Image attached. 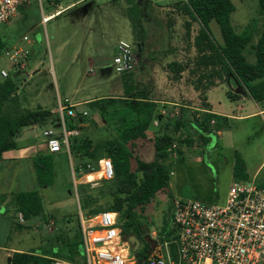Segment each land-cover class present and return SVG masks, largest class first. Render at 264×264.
I'll return each instance as SVG.
<instances>
[{
  "label": "rangeland",
  "instance_id": "1",
  "mask_svg": "<svg viewBox=\"0 0 264 264\" xmlns=\"http://www.w3.org/2000/svg\"><path fill=\"white\" fill-rule=\"evenodd\" d=\"M44 1L41 3L42 8H45ZM231 1L237 8V12L232 15L231 19L234 29L240 32V29L255 25V29H257L255 38L259 36L260 30L264 28V17L258 11V0ZM182 9L180 7L177 12H172L173 16L160 15L158 21L151 16L153 12L143 13L141 19L146 31V38L149 35L147 49L150 51V57L158 59L161 54L160 51H168L176 54L175 58L184 65H190L194 59H197L198 53L195 47L192 48L194 41L191 42L190 37L191 32H193L192 36L196 37L197 31L200 29L199 23L192 21L189 16L184 14ZM35 13L37 20H39L41 18L39 3ZM44 13L47 14L48 12L44 11ZM72 13L74 14L66 13L56 21L40 25L37 28L38 30L31 35L35 42L34 46L40 50L39 60H45L44 65L35 67V61L28 60L29 63H27L26 69L20 73V71L10 65L7 59L2 62V66L8 70L17 82L18 91L16 95L21 101V111H35L43 108L45 110H58L57 117L49 119V125L51 126L50 128L59 133L63 131V124L59 114V103L65 104V98H76L82 90L89 88L88 90L93 89L92 93L95 92L94 90L97 91L95 94L89 93L88 99H93L99 95L104 96L109 93L110 89L109 84H104L109 79H117L118 82H123V84L125 82L128 85L131 84L134 96L149 93V82L146 81L149 68L142 73L143 76L139 74L137 68L132 72L119 75L113 65V59L116 54L115 45L120 40H125L134 46L135 56L142 48V46L138 45L135 37H132L131 26L129 25V31L122 32L114 28L113 22L109 20L110 22L107 21L106 27L100 30L91 24L88 17L82 18L76 11ZM167 18L170 21V28L177 29L171 34V38L163 34V25ZM187 24L190 25L189 36L186 32ZM211 29L220 28L215 21H212ZM216 36L218 37L217 34ZM168 40H171L172 49L175 48L176 50L170 51L171 44L165 45L166 43L164 42ZM65 42H74L77 47L80 43L83 51L92 49L97 53L95 60H93L94 63L88 64L85 62L84 64L73 65L67 52L68 50L71 51L70 47L65 52L62 51L57 54L56 46L60 47ZM251 54L248 52L247 58L250 63H253L255 58L252 60L253 56ZM205 72L210 73V70H205ZM205 82L202 85L206 86L209 81ZM184 84H186L183 88L184 92H187L192 84L198 86V83H191L186 80ZM226 87L221 89L222 94ZM122 91H118L116 95L126 96L124 90ZM201 93L203 92L201 91ZM189 103L193 102L189 101ZM75 109L73 108L76 113ZM93 120H97L99 125L102 124L96 115L88 113L87 122L79 127L86 130L87 133H92L94 131L92 127ZM65 121L67 125V118H65ZM153 128L157 130L158 126L154 125ZM238 130L240 140L238 141L239 154L246 159L251 176H254L256 172L258 173L255 175L256 183L264 185V120L256 119L251 129L247 130L246 127H239ZM187 141L191 143L189 144ZM212 141L213 143L205 152L204 149L207 144L201 140L199 135L183 133L178 138L176 149L178 156L172 163L175 176L171 178L169 189L156 193L146 205L144 212H140V238L143 239L145 245L150 247V244L145 239L146 237H149L154 243L156 242L153 237L161 241V243L166 242L169 245L175 239L177 231L172 222L173 201L175 199L197 200L205 204L225 203L230 184L234 179L233 151L226 147L222 150L219 149L216 144L218 141L217 137H212ZM63 155H66L65 150ZM151 158H153V153L149 152L146 159L149 160ZM61 162L62 166L57 171L55 184L51 187L40 188L35 179L33 186L31 181H26L24 184H21L20 181V187L24 190H38L40 192L45 213L39 217L42 219V221H39L41 223L40 226H34L35 221L39 219L32 217L22 225L21 229H18L16 224H13L12 228L9 227L7 221L0 218V246L15 245L14 238L18 236L20 237L18 241L21 245L20 249L29 253L40 252L41 250L50 251L52 247L66 244L68 241L66 239H70L71 243H76L80 240L78 214L81 209V198L78 196L77 187L87 185V182L85 178H81L74 172L70 159L67 161L63 156ZM1 167L2 165L0 164V169ZM12 172L8 166L1 169V188L16 186L14 180L9 177ZM3 180L5 183H3ZM103 187L102 181L98 185L87 187L86 196L91 198V202L86 207L83 204V212L94 213L112 204L111 197L101 196L100 190ZM12 202H14L13 199ZM14 205L16 204L14 203ZM13 211L14 220L17 222L14 208ZM49 216H52L55 221L48 219ZM9 217L10 214L7 215V219ZM63 224L69 227V230H65V235L57 230ZM51 228L53 232H50ZM56 234L57 236H53ZM23 235L24 237H22ZM6 253L8 259L12 257V252L7 251ZM71 253L70 249H68L56 259L65 261L67 264H80L82 261L79 256ZM138 253H142L141 248ZM42 254L52 255L51 251ZM132 254L135 257V253L132 252ZM7 258H3L0 264H11Z\"/></svg>",
  "mask_w": 264,
  "mask_h": 264
},
{
  "label": "trees",
  "instance_id": "2",
  "mask_svg": "<svg viewBox=\"0 0 264 264\" xmlns=\"http://www.w3.org/2000/svg\"><path fill=\"white\" fill-rule=\"evenodd\" d=\"M259 13L264 17V0H258ZM182 7L184 14L194 22H198L200 30L195 37L194 46L198 57L195 62L197 71L210 70L207 86L215 85L213 79H233L250 97L257 101L264 100V28L256 44H252L255 35V25L245 27L240 34L232 26V15L236 7L231 0H191ZM129 19L134 31V37L141 47L145 42L146 31L137 6L129 10ZM215 21L222 34L223 44H219L213 37L210 24ZM187 34L190 25L187 24ZM2 45H0V55ZM252 53L256 61L251 64L244 53ZM187 65L173 63L170 69L180 74ZM203 78L199 79L196 90H201ZM206 87H204L205 89ZM17 82L13 77L0 83V161L5 152L17 148V138L22 130L29 126L42 125L49 121L51 113L44 109L35 111H21V101L17 97ZM126 96L122 98H102L87 103L83 109H75L76 117L68 118L69 130L80 128L83 132L69 138V152L64 158L71 160L74 172L80 177L89 173L88 166L98 168L101 159L109 158L113 163L114 177L109 181H102L104 187L101 196L112 198V204L101 211L87 214H97L102 211L118 212L121 219H126L124 234H141V213L146 205L159 191L169 189V172L173 167L170 161V148L175 137L170 136L160 125L162 117L157 105L148 100L145 95L134 96L132 90L125 89ZM230 98L239 95L230 91ZM203 102L206 98L201 94ZM205 105V103H204ZM206 106V105H205ZM92 113L102 122L99 125L93 120V132L87 133L79 127L87 122V115ZM216 116L205 115L203 119L189 118L177 122L175 128L193 129L199 133L202 141L208 144L209 139L216 135L219 125H211ZM158 121L155 130L154 122ZM169 129L170 124H164ZM189 144L190 141H187ZM153 153V158L147 160V154ZM61 157L57 154H41L34 158V168L40 188L51 187L55 184L57 171L61 168ZM234 182L248 181L245 161L239 153L234 156ZM90 184L77 187L80 196L81 210L88 206L91 198L86 196ZM264 187V185H263ZM16 213L22 212L27 220L41 213V199L35 192L22 193L15 199ZM84 204V206H83ZM83 206V207H82ZM17 228L22 227L15 223ZM79 231V228H78ZM80 235V232H79ZM71 254L79 256L80 264H84L82 240L76 243H64ZM76 250V251H75ZM150 247L138 253L140 259L147 258ZM45 255L36 252H16L11 257V264H52V258L62 256L61 253Z\"/></svg>",
  "mask_w": 264,
  "mask_h": 264
},
{
  "label": "crops",
  "instance_id": "3",
  "mask_svg": "<svg viewBox=\"0 0 264 264\" xmlns=\"http://www.w3.org/2000/svg\"><path fill=\"white\" fill-rule=\"evenodd\" d=\"M191 0H45V8H42L41 3L43 0H32L31 2L23 5L19 12L15 17H13L8 23L0 26V45H2L1 55H0V83L4 80L1 76V71L6 70L2 66L3 60L6 58L4 57V51L6 49L13 48L15 46H22L29 51V58L28 60L35 61V67H39L44 65L45 60H39V48H36L35 42L31 35L37 31L40 25L48 24L52 21H56L66 13L74 14L72 12L76 11L79 16L82 18H89L91 24L97 28L104 29L106 27L107 21L110 22L111 20L113 23V27L119 29L122 32H127L129 25L132 28L131 21L129 19V10L137 6L140 12V16L143 17L144 12H153L151 16L158 21V17L160 15H169L173 16L172 12H177L178 5H185ZM242 1V0H240ZM40 4L41 7V18L37 20V15L35 13V9L37 8V4ZM45 9V10H44ZM47 11L48 13H44ZM237 12L236 11L234 13ZM78 16V17H79ZM167 16V17H169ZM49 17L47 22L43 21V18ZM232 19V18H231ZM169 19L167 18L164 22V31L163 34L166 35L168 38H171V34L177 31V29L170 28ZM75 23V22H74ZM95 27V28H96ZM200 28V26H199ZM211 28V24H210ZM200 29L197 31V35ZM235 30V29H234ZM245 29H240V32L236 33L240 34ZM129 31V30H128ZM132 31V37L134 38V31ZM160 31V30H159ZM214 39L219 43L223 44L222 34L220 29H211ZM257 31V29H256ZM255 31V34H256ZM263 29L260 30V34L262 33ZM187 32V31H186ZM190 41L193 42L195 38L192 36ZM218 37L216 36V34ZM103 34V33H102ZM148 35V34H147ZM196 35V36H197ZM260 36V35H259ZM259 36L254 35L252 44H256ZM27 37L28 41H23V38ZM255 39V42H254ZM125 41V40H120ZM119 41V42H120ZM118 42V44H119ZM149 43V35L142 44V48L136 55V68L139 71V74L143 76L142 73L149 68V72H147L148 77L147 80L149 82V93L145 96L148 98L149 101L155 103L157 105V109L162 117V121L160 125L164 127V131H166L170 136L175 137V139L180 138L183 133L196 135L198 136L199 133L193 129L186 130L183 128H175L177 122H182V120H187L190 117L196 118L195 115L199 113L201 115V119L205 115L216 116L212 120L215 121L214 125H221L219 129L216 131V135L212 137H217V147L219 149L229 148L233 151V156L235 153H240L238 151V128L239 127H246L247 130L251 129L252 125L256 121V119L264 120V100L257 102L253 100L248 91L244 89L245 93L243 95H239L236 98H230L229 93L236 88V83L233 79L228 78L226 80H221L219 78L213 79L215 81V85L212 86H201V90H196L195 84H192L187 92L183 91L184 81L191 83H198L200 78H203V83L208 81L209 72H199L196 69L195 62L197 59H194L190 65H187L186 69L181 72L180 74H176L174 71L170 69V65L173 63L183 64L181 61L175 58L176 54L168 51H160V57L153 58L149 55L148 48ZM165 45H170L171 40L165 41ZM115 45V50L117 54V46ZM170 51L172 49V44L170 45ZM70 47L71 51L67 48ZM194 42L193 47L194 48ZM196 49V48H195ZM68 50L69 58L72 61L73 65L84 64L85 62L88 64L94 63L95 57L97 53L94 52L92 49L83 51L81 50L80 43L77 47L75 43H67L65 42L62 46H56V52H65ZM176 50V49H175ZM248 50L244 53L246 59L248 61ZM115 54V56H116ZM148 54V55H147ZM253 56L252 60H254L255 56ZM256 61V58H255ZM249 62V61H248ZM27 63H29L27 61ZM250 63V62H249ZM255 62L251 63L254 64ZM184 65V64H183ZM135 68V69H136ZM9 73V72H8ZM21 73V72H20ZM18 75V74H14ZM207 75V76H206ZM13 77L9 73V77ZM15 77V76H14ZM141 79V78H140ZM109 84V93L104 96H95L93 99H88V94L92 93L93 89L88 90L89 88L80 91V93L76 96V98H65L64 102L68 106H71L76 109H83V107L96 99L102 98H122L118 94V91L124 90H133V86L125 82H118L117 79H109L108 82L104 85ZM100 85V83H99ZM124 85V87H123ZM103 86V85H102ZM228 86V87H226ZM123 87V88H122ZM204 87H206L204 89ZM226 87V90L221 93V89ZM188 88V87H186ZM204 91H203V90ZM88 90V91H87ZM92 94H95L97 91L94 90ZM108 91V90H107ZM201 91L203 93H201ZM123 92V91H122ZM234 93V92H233ZM201 94H203L206 98V101L203 102L201 99ZM238 95V94H237ZM188 100V101H187ZM192 101L193 103H189ZM205 103V105H204ZM44 109V108H43ZM45 110V109H44ZM51 113V118L57 117L58 110H47ZM200 111V112H198ZM50 121L42 124V125H35L29 126L22 130L20 136L17 138V148L8 152H5L2 155V160L0 164L2 168L9 167V170L13 171L9 177H11L16 186L12 185L10 188H1L0 186V218L6 220L9 227L12 228L13 224L17 223L19 226L22 227L23 224H20L14 220V211L13 208L16 206L14 205L16 196L22 193L28 192H35L40 199H42L40 192L38 190H24L20 187L21 184H24L26 181H31L32 186L34 185V179L39 187L35 168H34V158L41 154H48V149L46 145V139L43 137V131L50 128L49 125ZM170 124L169 129H165L164 124ZM155 126H159V122H154ZM212 125V126H214ZM53 130V129H52ZM54 131V130H53ZM56 132V131H55ZM59 133V132H57ZM240 134V133H239ZM200 137V135H199ZM212 137L209 139V143L205 147V152H207L208 147L213 143ZM202 140V139H201ZM243 141V140H242ZM199 149H201L199 147ZM198 149V150H199ZM63 152L58 153L61 158ZM68 155V153L65 151ZM154 155V154H153ZM69 156V155H68ZM245 161L246 165V172L249 176V180H255L258 173L256 172L254 176H251L249 169L247 167L246 159L241 155ZM152 159V158H151ZM150 160V159H149ZM0 169V171H1ZM234 171V170H233ZM1 179V173H0ZM248 180V181H249ZM21 181V184H20ZM23 182V183H22ZM234 182V179L232 183ZM3 183L4 180H3ZM2 183V185H3ZM231 183V184H232ZM230 184V186H231ZM263 186V185H261ZM230 188V187H229ZM3 189V190H2ZM227 197V195H226ZM12 199L14 202H12ZM182 199V198H181ZM44 205L42 204L41 200V213L34 218L39 219L36 220L34 226H40V222L42 219L39 217L44 215ZM10 214V217L7 219V215ZM46 219V218H45ZM48 219H55L52 216H49ZM47 220V219H46ZM54 224V222H52ZM69 227L66 224H63L57 230L62 232L63 234L65 230H69ZM19 229V228H18ZM52 231V228L50 229ZM65 235V233H64ZM20 236V235H19ZM53 236H57L53 235ZM24 237V235L22 236ZM20 237H15V245L12 246H0V262L3 258H7V251L12 252V255L16 252H24L20 249L21 245L18 242ZM67 242H72L70 239ZM70 240V241H69ZM64 242V241H63ZM66 242V243H67ZM51 253H61L63 254L65 251H68L67 247L64 246H55L50 249ZM49 250H41L40 252L36 253H44L50 252ZM8 259V258H7ZM11 259V258H10ZM56 258H52L54 260ZM11 262V261H10ZM9 262V263H10Z\"/></svg>",
  "mask_w": 264,
  "mask_h": 264
},
{
  "label": "built area",
  "instance_id": "4",
  "mask_svg": "<svg viewBox=\"0 0 264 264\" xmlns=\"http://www.w3.org/2000/svg\"><path fill=\"white\" fill-rule=\"evenodd\" d=\"M31 1L0 0V26L8 23L23 5ZM48 20L49 17L43 18L44 22ZM3 54L16 70L26 69L29 51L24 47L15 46ZM113 65L119 75L135 70L136 56L131 43L119 42ZM1 76L7 79L9 73L3 70ZM64 103H59L62 133L47 129L43 131V137L50 154L65 150L70 156L69 138L83 130L68 129L65 118H74L76 113L73 107ZM195 117L201 119L199 113ZM214 123L211 120V125ZM177 140L170 148V161L178 156ZM88 169L89 173L81 178L92 186L114 177L113 163L109 158L101 159L97 169L91 166ZM169 175L170 178L175 176L173 167ZM16 220L20 224L28 222L22 212L16 213ZM125 222L118 212L87 214L79 210L78 228L84 264H264V187L255 180L233 182L224 204L175 199L172 211V222L177 231L175 239L169 245L153 237L156 247L147 258L140 259L138 252L133 251L130 236L124 234ZM52 264L67 263L54 259Z\"/></svg>",
  "mask_w": 264,
  "mask_h": 264
},
{
  "label": "water",
  "instance_id": "5",
  "mask_svg": "<svg viewBox=\"0 0 264 264\" xmlns=\"http://www.w3.org/2000/svg\"><path fill=\"white\" fill-rule=\"evenodd\" d=\"M236 83V82H235ZM233 92L235 94H238V95H243L245 93L244 89L242 88L241 85L237 84L236 83V88L233 89ZM147 240V242L150 244V252L156 247V243H154L152 240H150L149 237H146L145 238ZM130 243L134 246L133 248V251L134 252H138L139 251V242L136 240V238L133 236V237H130ZM8 261L10 262L11 259L9 258Z\"/></svg>",
  "mask_w": 264,
  "mask_h": 264
},
{
  "label": "flooded vegetation",
  "instance_id": "6",
  "mask_svg": "<svg viewBox=\"0 0 264 264\" xmlns=\"http://www.w3.org/2000/svg\"><path fill=\"white\" fill-rule=\"evenodd\" d=\"M130 237H135L136 238V240L139 242V247L142 249V251H145L146 249H147V245H145L144 243H143V239H141L140 238V236H138V235H136V234H134V233H131L130 235H129ZM143 243V244H142ZM139 248V249H140Z\"/></svg>",
  "mask_w": 264,
  "mask_h": 264
}]
</instances>
